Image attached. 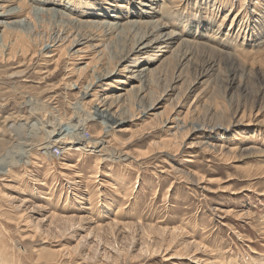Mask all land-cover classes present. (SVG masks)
Instances as JSON below:
<instances>
[{
    "label": "rangeland",
    "instance_id": "1",
    "mask_svg": "<svg viewBox=\"0 0 264 264\" xmlns=\"http://www.w3.org/2000/svg\"><path fill=\"white\" fill-rule=\"evenodd\" d=\"M92 1L106 5V15L67 0L30 1L21 18L32 22L11 31L10 58L0 47V172L9 170L0 173V264H264V0L260 9L259 0H181L169 14L157 11L164 1L174 6L169 0ZM118 22L123 30L111 31ZM155 22L150 39L163 37L159 48L137 67L123 62ZM78 37L84 50L71 56L77 48L66 46ZM156 52L173 53L160 70ZM149 67L158 68L154 82ZM134 68L146 69L143 80ZM108 72L92 90L98 98L139 90L115 101L114 110L134 105L115 134L90 119L78 90ZM52 129H62V149L49 153L43 146ZM82 130L91 141L107 140V150L81 160L64 150ZM208 142L221 150L204 148ZM117 189L131 198L108 213L98 202Z\"/></svg>",
    "mask_w": 264,
    "mask_h": 264
},
{
    "label": "bare ground",
    "instance_id": "2",
    "mask_svg": "<svg viewBox=\"0 0 264 264\" xmlns=\"http://www.w3.org/2000/svg\"><path fill=\"white\" fill-rule=\"evenodd\" d=\"M30 1H33V0H0V27H3V30H2V33L0 34V47H4L5 49H8L9 51H8V53H7V55L9 56V58H10V55H11V45L9 46L8 44H7V42L9 41L8 39H9V35L11 34V31H19V25H21L22 23H23V21H25V23H30V22H32L31 20H30V22H29V20H25V19H22L23 17V15L25 14V13H27V10L31 7V4H33V3H31ZM62 1H64V0H55V2L54 3H56V4H62ZM145 1V4L144 5H147V1L146 0H144ZM149 2H152V1H154V0H148ZM156 1V0H155ZM181 0H169L168 1V4H167V6H172L173 4H174V6H172V7H169V9H165L164 7V5H165V1L163 2V0H162V2H163V5H162V8L161 9H159V10H157V11H160L159 13H161V12H165V13H171V11H173V9H175V8H178V3L180 2ZM183 1V0H182ZM67 2L69 3V5L71 4L72 6H77L78 8H79V11H81V12H86V11H88L89 13H91L92 15H95V16H101V15H106V13L105 12H108V8L107 7H105V6H100V7H98L97 5H95V2L94 1H92V0H67ZM159 2V1H158ZM136 3V2H135ZM152 3H154V2H152ZM209 3V2H208ZM253 4V3H252ZM261 4H263L262 3V0H259V2L256 4V5H254L255 6V8L256 9H260L259 7L261 6ZM34 6H35V4H33ZM39 5V4H38ZM67 5V4H66ZM160 5V4H159ZM126 6V5H125ZM38 7V6H37ZM70 7V6H69ZM118 7H119V5H118ZM129 7V6H128ZM48 8V7H47ZM110 8V7H109ZM127 8V7H126ZM153 8V7H152ZM38 9V8H37ZM65 9H66V7H65ZM72 9H73V7H72ZM111 9V8H110ZM117 9V8H116ZM62 10V9H61ZM121 10V9H120ZM129 10V9H128ZM171 10V11H170ZM65 11V10H64ZM110 11V10H109ZM141 11V10H140ZM32 12H34L33 10H32ZM42 12V11H41ZM136 12V11H135ZM255 12V11H254ZM110 13V12H109ZM124 13V12H123ZM137 13V12H136ZM146 13V12H145ZM152 12H148V13H146V15L147 16H149L150 14H151ZM164 13V14H165ZM173 13H174V11H173ZM176 13V12H175ZM50 14V13H49ZM81 14H83V13H81ZM90 14V15H91ZM111 14V13H110ZM138 14V13H137ZM136 14V15H137ZM28 15H29V12H28ZM27 15V17L30 19V16H28ZM68 15V14H67ZM117 15V14H116ZM177 15V14H176ZM181 15V14H180ZM110 16V15H109ZM171 16H172V14H171ZM22 17V18H21ZM24 17H26V16H24ZM107 17V16H106ZM111 17V16H110ZM80 18V17H79ZM169 18V17H168ZM173 18V17H172ZM177 18V17H176ZM115 19V18H114ZM118 19V18H117ZM149 19V18H148ZM147 19V20H148ZM121 20V19H120ZM167 20V19H166ZM90 21V20H89ZM95 21V20H94ZM160 21V20H159ZM179 20H177V22H178ZM174 22V21H173ZM176 22V21H175ZM224 22V21H223ZM109 23V22H108ZM112 23V22H111ZM127 23H129V25H132L133 27H135V26H137L139 23H141V22H134L133 20L132 21H130V22H127ZM146 23V22H145ZM152 23V22H151ZM33 24V23H32ZM89 24V23H88ZM125 24V23H124ZM124 24H122V23H116L115 25H114V27L112 28V29H110L111 31H113V30H115L116 28H119V29H122L123 28V26H124ZM29 26H31V24L29 25ZM89 26L90 27H93V24H89ZM111 26H112V24H111ZM118 26V27H117ZM158 26V22H155V23H153L152 24V28H151V31L148 33L147 32V34H145L144 36H142L141 38H139V39H137V41L136 42H134V44L132 43V46H131V48L129 49V52H127L125 55H124V58H123V62L124 61H129V60H131L132 61V59H133V61H137V63H136V65H135V67H137V65L140 63V62H142V56L141 55H143V54H146V53H148V52H150V51H153V50H155V48H159V44H161L162 43V41H161V38L163 39V37H161V38H152V39H150L151 38V35L153 34L152 33V31H154L155 29H156V27ZM165 27H168V24H167V22L164 24L163 23V25L161 26V32H162V30H165ZM123 30V29H122ZM239 30V29H238ZM170 31V30H169ZM156 32V31H155ZM165 32H167V31H165ZM152 33V34H151ZM172 33H170V35H171ZM165 35V34H164ZM62 37V36H61ZM175 37V36H174ZM178 37H179V35H178ZM107 38V37H106ZM176 38V37H175ZM90 39H93V38H90ZM164 39H165V37H164ZM82 39H80L79 37H78V39L77 38H75V39H71V40H69V44H68V46H66V49H72V51L74 50V48H77L78 46H81V45H83L82 44V41H81ZM104 41V40H103ZM167 41V40H166ZM186 41V40H185ZM184 42V41H183ZM9 43V42H8ZM86 43H88V44H86V46L87 45H92V43L91 42H87L86 41ZM100 43H101V45L100 46H103V48L106 50L107 49V47L105 46V44L107 43H103L102 42V40L100 41ZM167 43V42H166ZM121 44V43H120ZM61 45V44H60ZM186 45V44H185ZM193 45V44H192ZM229 45V44H228ZM94 46V45H93ZM168 45H163V46H160V49H162V47H167ZM170 46V45H169ZM53 47L54 46H47V48L46 49H51V50H47L46 51V53H49V52H53L54 50L56 51V49L54 48L53 49ZM84 47V46H83ZM83 47H79V48H77L74 52H72V53H70V55L72 56V55H74V54H76V53H79L80 54V52H83V51H81L82 49L84 50V48ZM212 47V46H211ZM3 48V49H4ZM19 48V47H18ZM57 48V47H56ZM87 48H88V46H87ZM2 49V48H1ZM21 49V48H20ZM30 49V48H29ZM58 49V48H57ZM96 49V48H95ZM98 49V48H97ZM167 50H168V48H167ZM171 50V49H170ZM166 51V50H165ZM169 51V50H168ZM172 52H174V51H172ZM229 53V52H228ZM222 54H223V52H222ZM155 56H154V58L153 59H158L160 56H162V53H160V52H156L155 54H154ZM173 55V53H171L170 55H168V56H163L162 58H159L158 60H159V62H160V64H159V70L161 69V67H163L164 65H165V63L166 62H168V61H170L171 62V58L173 57L172 56ZM222 56V55H221ZM226 56H229V57H231V55L230 54H226ZM119 58H121V57H119ZM118 58V59H119ZM258 58V57H257ZM122 59V58H121ZM120 59V60H121ZM232 59V58H231ZM216 60H218V59H216ZM119 61V60H118ZM242 61H244V60H242ZM242 61L240 60V59H234L233 60V63L234 62H238V64L239 65H242ZM155 62V61H154ZM214 62V61H213ZM218 62H219V60H218ZM90 61H88V62H86V65L84 66V67H80V71L82 70V69H84V68H88L89 66H90ZM119 63V62H118ZM103 65H104V63H102ZM141 64V63H140ZM215 64V63H214ZM234 64H236V63H234ZM121 66V65H120ZM142 66V65H141ZM140 66V67H141ZM213 66V65H212ZM102 67V66H101ZM100 67V68H101ZM150 68V67H149ZM78 70V71H79ZM142 70V71H141ZM158 70V68H150L149 69V71H148V73H149V76H148V78L150 77L151 79H150V82H154V80H155V74H154V72H156ZM124 71H127V68L125 67L124 68ZM128 71H130V72H133V71H139V72H141V74H138L139 75V77H140V79L141 80H143V78H145L144 76L147 74V73H145V71H146V69L144 68V69H141V68H139V69H137V70H135V68H134V70H128ZM95 72V71H94ZM96 73V72H95ZM138 73V72H137ZM145 73V74H144ZM98 75L95 77V79H94V81H92V82H90V83H88V85L86 86V87H84V88H80L79 87V92H81V94H82V100H83V103H84V105L85 104H89L90 105V108H91V110H90V113H89V115L91 116L90 117V119H94V120H99L100 121V123L102 124H100L101 126H102V130L105 132V133H107V134H109V133H111L112 131H113V133L115 134L116 132V130H115V127H117V126H120L123 122H125V121H128L129 119H130V117H127V116H124L123 114H125V113H127L126 111L127 110H129L130 108H132L134 105H132V104H130V106H129V109H127V110H118V109H116V110H114V108H115V106H114V103H115V101H116V103H117V101L119 100V102L121 101V99L123 98V100L122 101H129L133 96H135V97H138L139 96V90L137 89V88H134L133 90H130V89H127V91L126 92H124V93H121V94H119L116 98H114V96L113 95H115V94H113V95H108L107 94V96L106 97H103L102 99H100V98H98V94L96 93V94H94L93 92H92V90L94 89V87L96 86V84L99 82V81H101L102 79H104V78H106V77H108V76H110V74H109V72H108V74H102V75H100V73H97ZM135 74H133V75H131V77L132 76H134ZM131 77H129V79L131 78ZM133 78V77H132ZM148 78L146 77V79H145V83L148 81ZM135 79V78H134ZM127 80V79H126ZM125 79H121L120 81H119V83L120 84H126L127 83V81H126ZM77 85V84H76ZM132 86V85H131ZM132 87H134V86H132ZM136 87V86H135ZM143 88V87H142ZM144 92V91H143ZM134 94V95H133ZM141 94H142V92H141ZM90 96H92V99H89V97ZM122 97V98H121ZM134 97V98H135ZM87 98V100H85ZM81 100V101H82ZM110 101V102H109ZM68 102H70V101H68ZM131 103V102H130ZM156 103V102H155ZM70 105V104H69ZM78 105V104H77ZM83 105V104H82ZM140 105V104H139ZM121 106V105H120ZM153 106H154V104H153ZM85 107V106H84ZM125 107V106H124ZM120 109V108H119ZM89 110V109H88ZM57 114V113H56ZM89 115H87L88 116V118H89ZM35 116V115H34ZM7 119V118H6ZM169 120V119H168ZM168 120H166V121H168ZM57 121V120H56ZM89 121V120H88ZM131 121V120H130ZM85 123V122H84ZM88 123V122H87ZM99 123V122H98ZM88 125V124H87ZM84 127V126H83ZM79 129H81V127L79 128ZM83 129V128H82ZM50 130V129H49ZM53 130V129H52ZM60 130H62V129H59V130H57V132L56 131H49V135L51 136V137H54L53 138V140H47L48 142H46L47 144H45L44 146H43V148H45V150H47L46 152H49V153H51L52 151H50L51 149H54V148H58V149H62V146H61V139H62V133H63V131H60ZM88 131H89V129H87ZM220 130V129H219ZM226 130H228V128H226ZM183 131H184V126H180V129H179V131H177L176 133V135H177V137L179 136V135H181V133H183ZM71 132V131H70ZM85 132H87L86 130H82V133L80 132L79 133V135L80 136H78V137H76L74 140H71L72 142H70L71 144L69 145V147H66V145H64L66 148H64V150H66V151H75V152H77V153H80V155L78 156V160H81L82 159V155L85 153V152H94V153H101V152H103V151H105V150H107L106 149V147H107V145H105V143L107 142V140H104L103 138H101V139H97V140H93V141H91L90 139L92 138V136H90L88 139L87 138H85ZM222 132V131H221ZM101 133V132H100ZM82 134V135H81ZM58 135V136H57ZM61 135V136H60ZM78 135V134H77ZM103 135V134H102ZM112 135V134H111ZM221 135H224V133L222 132L221 134H219V135H217V141H218V138L220 139L222 136ZM25 136V135H24ZM32 136V135H31ZM55 136H57V137H55ZM110 136V135H109ZM114 136V135H113ZM112 136V137H113ZM113 139H114V137H113ZM222 139V138H221ZM220 139V140H221ZM17 140V139H16ZM116 140V139H115ZM24 141V140H23ZM113 141V140H112ZM240 142V141H239ZM44 143V142H43ZM108 143H109V140H108ZM107 144V143H106ZM216 144V143H215ZM215 144H212V142L211 143H207V145H205L204 146V148H207L208 150H212V151H217L218 150V146L217 145H215ZM13 145V144H12ZM100 146H103L102 148H100V149H97L98 147H100ZM221 147H224V145H221ZM38 148V147H37ZM223 149V148H222ZM219 150H221L220 148H219ZM66 151H64V152H66ZM234 151V150H233ZM231 152V151H230ZM98 153V154H99ZM235 153V152H234ZM233 153V154H234ZM85 154H87V153H85ZM102 154V153H101ZM108 154V153H107ZM49 155V154H48ZM64 155V154H63ZM96 155V154H95ZM112 155V154H111ZM52 156V155H51ZM100 157V156H99ZM114 157V156H113ZM107 158V157H106ZM62 160V159H61ZM12 161V160H11ZM62 163V162H61ZM63 164V163H62ZM66 164V163H65ZM64 164V165H65ZM71 165H73V164H71ZM66 167H67V165H66ZM74 167V166H73ZM261 167H263V166H261ZM93 168V167H92ZM68 169V168H67ZM70 169V168H69ZM75 169V168H74ZM73 170V169H72ZM77 170V169H76ZM112 170V169H111ZM249 170V169H248ZM6 171H9V170H3L2 172H0L1 174H3V176H4V174H6L7 172ZM260 171H261V169H260ZM263 171H264V168H263ZM74 173V172H73ZM70 174V173H69ZM72 174V173H71ZM79 174V173H78ZM78 174H74V175H78ZM81 174V173H80ZM7 175H8V173H7ZM114 176V175H113ZM72 177V176H71ZM82 177V176H81ZM115 177V176H114ZM89 178V177H88ZM93 178V177H92ZM91 178V179H92ZM119 178V177H118ZM121 179V178H120ZM191 179V178H190ZM73 180H75V178L73 177V178H71V179H68V181L67 182H69V184L71 183V184H73L75 181H73ZM119 180V179H118ZM99 182V181H98ZM76 183V182H75ZM109 183V182H108ZM133 183V182H132ZM40 184H42V183H40ZM118 184L120 185V183L118 182V181H116V180H114V181H111L110 182V186H112L113 188H118ZM126 184V183H125ZM122 185V184H121ZM129 186V185H128ZM73 187V186H72ZM77 187V186H76ZM95 187V186H94ZM136 187H137V184H136ZM99 188V187H98ZM122 188V187H121ZM134 189V188H133ZM77 190L78 191H82V188H81V185L79 186V187H77ZM125 190V192L124 191H122V190H120V189H117V190H115V192L113 193V194H111V196L109 197L108 196V198H106V199H103V200H99V205H103L104 207L103 208H105V209H107L108 210V213L109 212H112V210L114 209V208H116V206H117V203H119L120 202V200H121V198H123V199H127V200H129L130 198H131V195L129 196V194H127V191L126 190H128V189H124ZM76 193V192H75ZM91 193V192H90ZM133 195V194H132ZM45 196V195H44ZM43 196V197H44ZM45 197H47V196H45ZM129 197V198H128ZM30 199V198H29ZM48 199V198H47ZM86 200H89V202H90V205H92L93 206V204L95 205V202L93 203V199H92V197H89L88 199H86ZM82 204V203H81ZM89 205V206H90ZM97 207V206H96ZM87 208H89V207H87ZM105 211V210H104ZM91 212V211H90ZM22 218V217H21ZM82 218V217H81ZM51 219V218H50ZM68 219H70V218H68ZM74 218H72V221H74L73 220ZM56 220H59V219H55L54 221H53V223L55 224L57 221ZM56 221V222H55ZM70 221V220H69ZM71 221V222H72ZM61 222V221H60ZM59 222V223H60ZM64 222V221H63ZM66 222V221H65ZM68 223V222H67ZM67 223H65V226H67L66 224ZM73 224V223H72ZM71 224V225H72ZM30 225V224H29ZM61 225H63V224H61ZM61 225H59L60 227H62ZM70 225V224H69ZM68 225V226H69ZM74 225V224H73ZM36 226V225H35ZM39 225H37L36 227H38ZM58 226V228L60 229V227ZM64 225H63V227H65ZM67 226V228H69ZM96 227V226H95ZM102 227V226H101ZM101 227H100V229H101ZM66 228V227H65ZM125 228V227H124ZM146 228V227H145ZM144 229V228H143ZM143 229H141V230H143ZM152 229V228H151ZM165 229V228H164ZM180 229V228H179ZM178 229V230H179ZM36 230V229H35ZM61 230V229H60ZM60 230H59V232H60ZM99 230V229H98ZM149 230V229H148ZM153 230H154V228H153ZM157 230H159L158 228H157ZM161 230V229H160ZM51 232H52V230H50ZM144 231V230H143ZM143 231H141V232H143ZM151 231V230H150ZM165 231V230H164ZM163 231V232H164ZM37 232H39L38 231V229H37ZM36 232V233H37ZM62 232V231H61ZM64 232V231H63ZM145 232V231H144ZM143 232V233H144ZM147 232H149V231H147ZM154 232H156V231H154ZM163 232H161V234L163 233ZM169 232V231H168ZM171 232V231H170ZM169 232V233H170ZM183 232V231H182ZM146 233V232H145ZM158 233H160L159 231H158ZM165 233V232H164ZM167 233V232H166ZM165 233V234H166ZM171 233H173V232H171ZM176 233H177V231H176ZM186 233V232H185ZM152 234V233H151ZM156 234H157V232H156ZM164 234V235H165ZM168 234V233H167ZM48 236V235H47ZM147 236V235H146ZM162 236V235H161ZM170 236H172V234L170 235ZM184 236V235H183ZM149 237V236H148ZM151 237H153V236H151ZM159 237H160V235H159ZM166 237V236H165ZM175 237H176V235H175ZM179 237V236H178ZM178 237H177V239H178ZM95 238V237H94ZM162 238H163V236H162ZM182 238V237H181ZM158 239V238H157ZM167 239H168V237H167ZM166 239V240H167ZM128 240V239H127ZM144 240H145V237H144ZM150 240V239H149ZM168 240H170V239H168ZM175 240V239H174ZM181 240V239H180ZM155 241V240H154ZM162 241V240H161ZM153 242V241H152ZM168 242V241H167ZM170 242V241H169ZM171 242H172V239H171ZM176 242V241H175ZM154 243V242H153ZM160 243H162V242H160ZM164 243V242H163ZM174 243V242H173ZM173 243H171V244H173ZM178 243V242H177ZM188 243V242H187ZM79 244V243H78ZM145 244V243H144ZM157 244V243H156ZM159 244V243H158ZM175 244V243H174ZM179 244V243H178ZM189 244V243H188ZM191 244H192V242H191ZM199 244V243H198ZM151 245V244H150ZM196 245V243H194V246ZM79 246H80V244H79ZM169 246V245H168ZM182 246H184V245H182ZM185 246H187V245H185ZM191 246V245H190ZM131 247V246H130ZM153 247V246H152ZM157 246H155V248H156ZM197 247V246H196ZM78 248V247H77ZM148 248H150V247H148ZM188 248V247H187ZM186 248V249H187ZM191 248V247H190ZM197 248H199V247H197ZM129 249V248H128ZM184 249V248H183ZM189 249V248H188ZM157 250V249H156ZM192 250V249H191ZM76 251H78V249L76 250ZM120 251V250H119ZM176 251V250H175ZM182 251V250H181ZM194 251V250H193ZM117 252V251H116ZM128 252V251H127ZM179 252V251H178ZM183 252H185V251H183ZM188 252V251H187ZM84 253V252H83ZM122 253V252H121ZM189 253V252H188ZM121 255H123V253L121 254ZM6 256V255H5ZM95 256V255H94ZM109 256V255H108ZM179 256V255H178ZM3 257V256H2ZM88 257V256H87ZM114 257V256H113ZM122 257V256H121ZM6 258H7V256H6ZM105 258V257H104ZM127 258V257H126ZM121 259V258H120ZM2 260V262H4V261H6L7 259H5V258H2L1 259ZM87 260H89V259H87ZM10 264H12L11 262H10Z\"/></svg>",
    "mask_w": 264,
    "mask_h": 264
}]
</instances>
